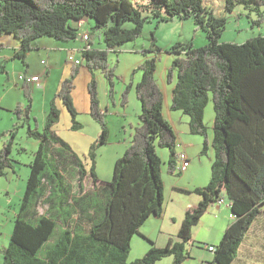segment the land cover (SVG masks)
Instances as JSON below:
<instances>
[{"label": "trees", "instance_id": "1", "mask_svg": "<svg viewBox=\"0 0 264 264\" xmlns=\"http://www.w3.org/2000/svg\"><path fill=\"white\" fill-rule=\"evenodd\" d=\"M212 1L0 0V36L14 34L21 43L14 56L27 65L26 57L34 48L36 38L75 39L78 28L71 21L93 18L95 26L103 30L106 47L93 46L82 51L84 65L90 71L100 69L109 79L111 91L115 72L109 63V51L141 36L147 21L159 23L174 17L193 18L206 31L208 43L203 46H195L193 41L174 44L169 51L176 56L167 71V81L174 83L175 80L171 108L189 115L191 132L204 136L202 153L210 147L208 126L204 121L210 99L216 112L211 178L206 185L193 190L201 199L185 212L179 230L181 240H171L166 246L154 245L145 255L130 261L134 234L151 215L161 216L164 212L162 159L157 146L170 149V172H176L180 153L176 152L177 133L163 114L164 92L155 76L156 57L140 65L143 74L136 84V93L142 105L141 123L133 131L131 144L116 160L113 179L103 187L98 186L100 178L95 171V156L100 144L108 141L109 127L106 112L100 106L96 78L89 82L90 114L99 123L101 132L90 151L92 164L88 172L94 187L91 194L80 199H75L61 162L67 163L66 169L69 165L78 167V189L81 190L88 173L83 158L54 128L61 118L57 99L70 112L71 127H82L72 97L79 65L73 66L71 75L61 81L50 101L42 129L32 113L31 86L20 78L26 102L14 108L20 122L0 134L1 138L6 137L0 148V177L14 162L12 152L19 127L26 126L27 135L37 139L39 147L29 164L30 174L10 243L3 250L2 264H155L166 256H173V264H184L190 257L186 245L192 241L193 227L220 199L229 202L233 219L220 242L212 245L215 250L209 262L233 263L264 206H261L264 202V35L250 37L243 43L221 41L228 17L216 15ZM237 4L261 6L264 0H224V9L232 12ZM127 21H132L134 26L125 28ZM0 70L9 76L2 62ZM129 90L130 86L123 92L124 105L129 102ZM95 191L103 194L104 207L94 201ZM42 204L46 209L41 212ZM73 206L94 210L91 220L88 215H79L57 233L53 245L42 250L61 227V222L66 223L68 208Z\"/></svg>", "mask_w": 264, "mask_h": 264}, {"label": "rangeland", "instance_id": "2", "mask_svg": "<svg viewBox=\"0 0 264 264\" xmlns=\"http://www.w3.org/2000/svg\"><path fill=\"white\" fill-rule=\"evenodd\" d=\"M141 1H147V0H141ZM212 5H214L215 7L216 15H222L228 17L226 28L223 32L222 37L220 38L221 41H226V42L232 41L236 43H243L250 37L264 35V5L247 6L245 4H237L232 12H228L224 9V0H213ZM71 24L78 25L76 26L78 28V35L75 39L64 41L61 39H56L53 36H41L34 40V44L43 43L42 40L44 38H47L49 40H52L53 42H59V43L65 42L68 44L76 43L77 45H79L82 43L80 41H81V37L83 38V33L88 32L91 35L90 37L94 41L93 44L95 47H103V48L106 47L103 38V30L102 28H98L95 26V21L93 18L85 17L80 21L72 20ZM133 26L134 23L132 21H127L124 24L125 28H131ZM8 34H12V33H8ZM12 37H14V34H12ZM187 41H193L195 46H203L208 43L206 31L202 27L198 26L193 18L182 19V18L174 17L168 20H162L159 23H157L155 20H150L145 23L144 30L141 36L137 37L134 40L128 41L120 46H117L115 49L109 51V63L114 68V72H115V75L113 77L114 83H113L112 91H111L112 85L109 79L105 76V74L100 69H95L94 71H92L96 73V75L92 73V78L95 77L97 81L100 106L106 112L105 118L107 124L108 125L110 124V126L113 128V130L111 131V136L109 135L108 137L107 143H104L102 145L100 144V146L97 148V152L95 156L97 162V168L95 171L97 175L99 177H103L105 181H111L113 179L116 160L115 158H112V156L116 154V151L111 154V158L109 159L108 158L109 153L107 151L105 152L104 149L108 148L107 144L109 142H114L118 140L120 134L119 132L117 134L115 132V129L117 128V123L119 122L118 119H125L124 116L123 117L121 116V113L123 112L124 108L127 109L129 116V119L126 123L127 132H123L124 135L127 137V139L132 138V134L130 133H133L135 127L141 123L140 113L142 110V105L136 93V84L138 81H140L143 74L140 65L144 63L148 58L156 57L157 67L155 71V76L159 81L158 83H161L162 85L166 84L171 88V85L174 84H169V82H167V71L169 67H171L176 54L170 52L169 50L174 44L178 42H187ZM51 54H52L51 55L52 61L49 60L51 59V57H49V55L47 54V50L45 48L42 47L34 48L28 52V55L26 57V61L28 63L27 66V64L23 63L22 59L14 56V50L12 47L10 46H8L7 48L0 47V62L6 65V68L9 73L8 76L6 72H2L0 70V90L5 86V84L8 83L10 78H11V82L13 81L16 83L22 81L20 79V75L22 74L26 76H31L33 73L41 75V72L44 68V65L42 63L43 59L49 61L48 63H50L51 65L57 66L55 71H52L53 75L51 73L52 79L49 78V80H51V83L47 90V93L43 91L41 86L31 83L32 94L34 89V98L36 105V108L33 109V116L37 118L39 128L41 129L44 127L46 122V116H44V114L45 113L48 114L50 109V102L46 101V98L51 95L53 99L55 93L57 92L58 79L65 71L64 68L67 67V69H69L70 73L68 76L71 75L72 67L75 65H79V69L82 70H84L85 68L89 69L87 66L84 65L85 60L82 52H80L77 57L78 59H80V61L82 60L80 64H76L74 60H71L70 55L73 53L71 52L67 53L64 49L54 51ZM26 68H28V70H26ZM88 74H91V72L89 71ZM85 76H86L85 71L80 73L79 70V72L76 74L75 77V87L72 90V95L75 92V101H79L78 108L81 109H83L82 106L84 103L83 102L84 96L86 97L89 94L88 85L89 82L92 80V78L91 80H86ZM175 77H176V73H175ZM128 86H130L129 102L126 105H124L122 103V96L124 90ZM19 87L21 88V85H19ZM23 96L24 95H22L21 89H19V91H14V98L16 100L20 99L21 101L24 99L26 102V97ZM57 101L61 102L60 99H57ZM12 102L14 103L13 105H15L13 99ZM61 104L65 108L70 120L72 121V116L70 112L62 102ZM89 108H90V100H89ZM138 109L140 111L139 114L137 112ZM79 111L80 110H78V112ZM1 114L3 115V119L2 121H0V132L7 129L9 130L13 127V125L16 122L18 123L20 122L19 120H17L14 111H12L11 113L10 111L2 110ZM89 115L91 117L90 109H89ZM78 116H80V119L78 117L79 122L83 126H85L84 127V129H86L84 130L85 133L84 132L79 133L80 131H76L78 129H73L72 127L71 129L73 131L65 130L64 129L66 123L65 117H63V119L59 121L60 122L59 128L64 134H67L65 136L66 139L68 140L71 139V141L74 143V147L80 151L82 158L84 159V167L89 170L92 164V161L90 159V151L93 150V144L100 135L99 133L97 138H95L94 130L96 126H100V125L97 121L93 119V117L91 118L94 123L89 124L87 119L85 118L86 115L84 113L80 115L79 112ZM215 116H216V112L214 109V103L210 99L204 112V121L208 126L209 142L210 139L213 140L214 137V128L212 127V124L215 120ZM31 121L34 122L33 117ZM130 121L131 124L129 123ZM137 122L138 124H136ZM100 132H101V127H100ZM196 136L198 138H204L203 135H202L203 137H200L201 135H196ZM3 139L5 138L2 137V139L0 140ZM27 139L28 137L26 133V128L19 127L17 132L16 143L14 144V150L12 152V157L14 159L18 158L22 164H16L17 175L14 174L13 171L11 170L10 173L6 174V177L2 176L0 178V264H2V260H3V250L10 243L11 234L13 232V228L15 224L14 223L15 217L19 210V205L26 188V175L30 171L29 162L30 159H33V157L30 155V151L29 153L26 152L22 154L19 153L17 148L22 144L30 147V142H28ZM30 140L34 141V139H30ZM203 145H204V139H203ZM203 145L201 149H203ZM57 146H59V144H57ZM211 146L212 148L209 149ZM210 147L207 149L205 153L201 152L202 155L200 157L202 158V163L196 161L198 160V157L196 158V156H194V158H192L191 170L195 166L199 167L202 165V170L203 171L205 170L206 173L207 171L209 172L211 165L210 155L214 156L213 153L214 148L211 142H210ZM162 150L166 152L165 155L163 156L161 154ZM195 150H199V147H197ZM157 151L159 155H161L162 157L161 158L162 168L166 169L167 161H169L170 158V149L168 147H160L158 145ZM176 152L177 153L179 152L177 145H176ZM122 153L124 152H121V154ZM16 161L15 163H17ZM196 162L199 163V166L197 164L195 165ZM66 171L70 178H75L77 172H79V169L74 165H69ZM179 175H183V173ZM209 178L207 182L209 181ZM203 179L204 178H200V181ZM207 182H205V184ZM87 185L89 187L90 185L92 186L93 181L88 180ZM77 188H78V183H76V189ZM7 190H9L10 192L7 193L6 192ZM186 194L189 193L184 194L186 198H189V195ZM93 196L96 204L100 205V207H104L105 198L103 194L100 195V193L96 192L94 193ZM170 204L173 205L172 202ZM262 208H264V206H262ZM45 209H46V205L42 204L40 206V211L42 212ZM204 215H203L204 217L202 216L200 222L197 225H195L192 230V237L194 236L193 240L195 241L194 246L197 250V259L198 258L201 259L202 257L212 258L213 253L210 250L206 249V247H204L203 244L204 243L211 244L212 242L210 241H212V239L215 241L218 240L219 243L223 236L220 230L219 232L218 230H216V228L218 227L217 225L218 220L212 218L209 214H204ZM258 220L259 222H257L256 226L259 233L263 235L262 242L264 243V218L259 217ZM58 230L59 229H56L55 233L50 238V240H48L45 243L42 250H45L47 247H50L56 242ZM207 239H209V241H207ZM137 248H140V246H138ZM136 253H137V249L134 248L131 254H136ZM242 261H247V262H242ZM190 262L192 263V261ZM261 262H264V253L260 256H256L254 259L247 258L245 255L240 254L233 264H253V263H261ZM156 263L173 264V256L163 257L161 260L157 261Z\"/></svg>", "mask_w": 264, "mask_h": 264}, {"label": "crops", "instance_id": "3", "mask_svg": "<svg viewBox=\"0 0 264 264\" xmlns=\"http://www.w3.org/2000/svg\"><path fill=\"white\" fill-rule=\"evenodd\" d=\"M73 26L76 27L78 25H73ZM85 33H88V32H85ZM85 33H83V35ZM9 36H10V38H9ZM14 37H12V34H8V33H5L2 36H0V44H1L0 47L7 48L8 46H10L13 48L14 54H15L16 51L20 50L21 43L16 37L15 38ZM42 42L43 43H37V44L33 43L34 48H41V47L45 48L47 50V54L49 55V57H51L52 52L64 49L67 53L68 52L73 53L74 58L78 59L77 57H78L79 53L82 52L83 47H85L87 45H88V47L94 46V44H93L94 41L92 38L90 39V42L87 43L82 37H81V41H80L82 43L79 45H77L76 43L75 44H70V43L68 44L65 42H62V43L53 42L52 40H49L47 38H44L42 40ZM99 48H103V47H99ZM43 60H45V59H43ZM49 60L52 61V57ZM46 62L48 65V74H46L42 77V81L40 83L29 82L30 86H31V83L41 86L45 93H47V90H48L50 83H51V80H49V78L52 79V75H53L52 71H55V69L57 68L56 65L53 66L50 63H48L49 61H46ZM64 69H65V71L62 73V75L58 79L57 91L59 89L61 81L65 77H67L70 73V71H69V69H67V67ZM26 70H28V68H26ZM43 70H44V68H43ZM43 70H42V72H43ZM84 71L86 74V76H85L86 80H91L92 73H94L96 75L95 72H92L87 68H85L84 70L80 69V73H82ZM89 71L91 72V74H88ZM51 73H52V75H51ZM32 75H37V74L33 73ZM22 84H23V81L15 83L13 81L11 82V78H10L8 83L5 84V86L3 88H1V90H0V111H1L0 112V121H2V119H3V115L1 114L2 110H7V111H10L12 113V111H14V108L19 103L25 104L24 99L20 101V99L16 100L14 98V91H19V89H21V92L23 95ZM169 84H174V83H169ZM19 85H21V88L19 87ZM159 85L164 92L163 114L172 123V125H173V127L177 133V147L179 149V152H185L188 155V157L190 158L191 164L189 165V167L184 172H182L183 175H179L177 172H170L168 170V161H167L166 169L162 168V176H163V180H164V195H165L164 212L161 216L151 215L144 222V224L140 227V231L138 233L134 234L133 239H132L131 252L129 254V260L130 261H133L137 258H140V256L142 257L154 245L166 246L169 243V241H171V240L172 241H180L181 240V238L179 237V230H180L181 224L183 222V219L185 217V212L190 206H196L201 199L200 195L195 193L193 190L196 187L206 185L210 181V178H211V166H212L214 156L210 155L211 165H210L209 172L207 171V173H206L205 170L203 171L202 165L199 166V163H197V162L195 163V165L197 164L199 167L195 166L191 170L192 158H194V156H196V158L198 157V160H196V159H194V160L202 163V158L200 156L202 155V153H201L202 149L201 148L203 145V139L204 138H198L196 135H200V134H194L191 132L190 124H189V120H190L189 115L185 114L181 110H174L171 108L172 90H173L174 85H171V88H170V86H167L166 84L162 85L161 83H159ZM72 97H73V100H74L76 107L78 108V102L79 101H75V92L72 95ZM88 97L90 100L89 94L86 97L84 96V100H83L84 103L82 106L83 109L78 108V110H80L79 111L80 115L82 113H84L86 115L85 118L87 119L88 123L92 124L94 122L91 118L92 116L90 117V115H89V109L90 108H89ZM33 98H34V89H33ZM12 99L14 100L15 105H13L14 103L12 102ZM51 99H52V97L50 95L46 98V101L50 102ZM58 104L60 106L61 115H62L60 121L63 119V117L66 118V123H65L64 129L73 131L71 129L72 121L70 120L65 108L63 107V105L61 104L60 101H58ZM34 108H36L35 98L33 101L32 113H33ZM137 112H138V114L140 113L139 109ZM44 116H47V113H45ZM121 116L122 117L124 116L125 119H118L119 122L117 123V128L115 129V132L117 134L119 132V134H120L118 137V140L114 141V142H109L107 144L108 148L104 149L105 152L107 151L109 153L108 154L109 159L111 158V154L116 151V154L113 155L112 158H115V160H117L118 156L120 157L123 154V153L121 154V152H125L127 147L132 142V138L127 139V137L123 133V132H127L126 123L129 119L128 111L126 108H124L123 112L121 113ZM78 117L80 119V116H78ZM129 123L131 124V121ZM136 124H138V122ZM59 125H60V122L55 126L56 132L65 141H67L70 144V146L77 152V154H79L82 157L80 151L74 147V143L71 141V139H69V140L66 139L65 136L67 134H64L61 131V129L59 128ZM22 127L26 128V126H22ZM84 127L85 126L82 125V127L76 131H80L79 133H82V132L85 133L84 130H86V129H84ZM108 127H109V135L111 136V131L113 130V128L110 126V124L108 125ZM212 127L214 128V122L212 124ZM94 131H95L94 137L97 138V136L100 133V126H96ZM2 132H0V134ZM26 133H27V128H26ZM130 134H133V133H130ZM27 137H28V139H27L28 142H30V147L22 144L17 148H18L19 153H22V154L26 153V152L29 153V151H30V155L34 158L35 153L39 147V141L37 139L29 137L28 135H27ZM200 137H203V136L201 135ZM4 138L6 139V137H4ZM208 138H209V133H208ZM0 139H2V138L0 137ZM5 139L0 140L1 141L0 148H2V146L4 145ZM30 139H34V141L30 140ZM210 142L212 143L213 140L210 139ZM197 147H199V150H195ZM211 148H212V146L209 149H211ZM13 150H14V148H13ZM165 153L166 152L162 150V152H161L162 156L165 155ZM213 153H214V150H213ZM58 158H60V157H58ZM16 160H18L19 162ZM32 160L33 159H30L29 164L31 163ZM15 161L17 163H15ZM59 161H61V159H59ZM83 162H84V159H83ZM177 163H178V161H177ZM16 164H22L18 158L14 159L12 166L6 170V173L4 175L5 177H6V174L10 173L11 170L13 171L14 174L17 175ZM66 164H67L66 162H61V166L63 167L64 174L67 178V181L69 182V184L73 188V194H74L75 199H77V198L80 199L83 196H85V194H91L90 192L94 187V183L92 186L90 185V187L87 185L88 180L93 181L92 176H89L91 174L88 172V169L86 168L88 173L84 176V180H83L84 181V183H83L84 187H83V189L79 190L78 188L76 189V183H79V174L80 173L77 172L75 178H70L67 174V171H66L67 170ZM96 168H97V162H96ZM182 173H180V174H182ZM29 174H30V171L26 175V183H27V179L29 177ZM99 178H100V182H99L98 186L103 187L106 184L105 182H107V181H105L103 179V177H99ZM200 178H204V179L200 181ZM208 178H209V181L207 182ZM205 182H207V183L205 184ZM6 192L9 193L10 191L7 190ZM185 193H189V194H186V195H189V198H186V196H184ZM70 202H73L72 199L70 200ZM171 202L173 203V205L170 204ZM68 210H69V214L65 216L66 218H64L66 223L61 222V224L63 226L60 224L61 227L59 228L58 232H60V230L63 229V227L65 228L66 226H69L68 225L69 223H73L75 221V219L77 217H79V215H82V216L88 215L89 219L91 220V215H93V213H94V210H91L90 208H87L86 206H84V207L73 206V207L68 208ZM71 213H73V214H71ZM98 214L101 215L100 212ZM204 214H209L212 218H215L218 220V223H217L218 227L216 228V230H218V232L220 230L221 234L224 233L226 227L228 226V224L233 219L231 206H230L229 202H227V201H224L222 203H214L213 205H211L208 208V210ZM259 217L264 218V208H262V212H260V214L253 221L251 228L249 229L246 237L244 238V240L240 246L239 253H238V256L236 257V259L239 257L240 254L245 255L247 258L254 259L256 256H260L264 253V250H263L264 249V243L262 242L263 235L261 233H259L257 226H256L257 222H259V220H258ZM218 236H219V233H218ZM193 237H192V241L187 243V245H186L188 251L190 252V257H188L185 260L184 264H204L205 261L212 260L213 256H212V258L202 257L201 259H199V258L197 259V250L194 246L195 241L193 240ZM207 241H209V239H207ZM210 242H212V243L211 244L207 243V244L214 245V246L218 244V240L215 241L212 239V241H210ZM138 246H140V248H137ZM134 248L137 249V253L131 254ZM198 248H200V247H198ZM206 249H208V248H206ZM139 254H141V255H139ZM190 261H192V263ZM234 261H233V263H234ZM242 262H247V261H242ZM166 264H168V263H166ZM253 264H256V263H253Z\"/></svg>", "mask_w": 264, "mask_h": 264}, {"label": "built area", "instance_id": "4", "mask_svg": "<svg viewBox=\"0 0 264 264\" xmlns=\"http://www.w3.org/2000/svg\"><path fill=\"white\" fill-rule=\"evenodd\" d=\"M83 39L89 43L90 42V34L89 33H85L83 35ZM88 48V45L82 48V51L86 50ZM71 60H74V62L76 64H79L81 61L80 59H75L74 55L71 54L70 55ZM42 63L44 65V70L41 73V75H32V76H25L24 74L20 75V78H24L25 80H27V82H36V83H40L42 81V77L46 74V72L48 71V65L46 60H42ZM190 165V158L188 157V155L185 152H180L178 155V163L176 164V169L175 171L177 173H182L183 171H185ZM224 202V199H220L218 201V203H222ZM205 247H207L209 250H215V247L212 245H208V244H204ZM205 264H216V263H212V262H206Z\"/></svg>", "mask_w": 264, "mask_h": 264}, {"label": "water", "instance_id": "5", "mask_svg": "<svg viewBox=\"0 0 264 264\" xmlns=\"http://www.w3.org/2000/svg\"><path fill=\"white\" fill-rule=\"evenodd\" d=\"M264 205V202L261 204V206Z\"/></svg>", "mask_w": 264, "mask_h": 264}]
</instances>
